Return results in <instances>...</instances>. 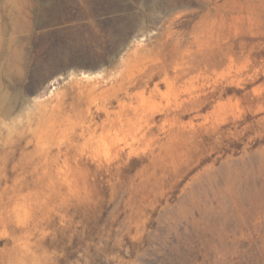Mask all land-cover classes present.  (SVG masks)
Instances as JSON below:
<instances>
[{
    "label": "rangeland",
    "instance_id": "1",
    "mask_svg": "<svg viewBox=\"0 0 264 264\" xmlns=\"http://www.w3.org/2000/svg\"><path fill=\"white\" fill-rule=\"evenodd\" d=\"M0 264H264V0H0Z\"/></svg>",
    "mask_w": 264,
    "mask_h": 264
},
{
    "label": "bare ground",
    "instance_id": "2",
    "mask_svg": "<svg viewBox=\"0 0 264 264\" xmlns=\"http://www.w3.org/2000/svg\"><path fill=\"white\" fill-rule=\"evenodd\" d=\"M139 52H140V51H139L138 48H137V49L135 50L134 53H135V55L137 56V55L139 54Z\"/></svg>",
    "mask_w": 264,
    "mask_h": 264
}]
</instances>
